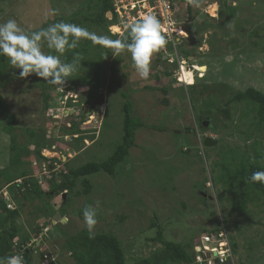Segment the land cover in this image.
Instances as JSON below:
<instances>
[{"label":"rangeland","instance_id":"obj_1","mask_svg":"<svg viewBox=\"0 0 264 264\" xmlns=\"http://www.w3.org/2000/svg\"><path fill=\"white\" fill-rule=\"evenodd\" d=\"M193 1L192 20L187 19L186 0L178 2L179 9L173 17L175 24L183 27L178 29L175 51L182 48L191 50L192 58L187 64L190 68L197 64L199 66L195 69L201 71L194 74L193 70L183 69L184 81L189 85L194 83L193 88L186 87L189 85L175 86V83L171 87L172 78L164 75L165 70L170 69L178 78L179 65L173 63L178 60L176 54L174 57L165 54V60L169 62L157 61L155 54L148 79H142L127 51L114 55L91 43L94 56L99 57L100 62L99 85L94 97L99 92L104 97L99 108L86 112L78 110L87 104L84 98L91 92L86 85L76 87L74 92L73 88L64 92L60 86L47 89L46 92H50L47 108L43 101L42 78L35 74L21 78L19 69L12 65L7 69L1 93L16 117L18 143L27 146L32 153L36 142L41 139L47 142L56 139L60 146L55 153L43 152L45 159L39 162L40 165L34 164L33 155L29 157L31 166L35 167L33 175L43 189H49L50 168L57 181H61L60 169L65 171L87 162H101L113 154L123 136L125 103H131L134 117L145 123V127L137 131L135 147L126 161L118 166L114 176L101 171L90 177L92 191L89 194L82 193L84 186L80 178L76 184L80 194L71 198L72 205L65 203L63 206L60 196L54 195L46 198L52 204L47 214L30 213L43 205L38 198L23 207L18 224L30 232H33L35 218L40 214L44 219L52 217L50 229L45 227L40 240L32 246L31 254L36 263L49 264L55 259L58 263L60 259L62 263L59 264H75L64 235L69 237L87 228L84 211L81 213L80 209L85 204L94 205L99 201L94 232H114L122 242L129 264L162 247L147 240L157 232V227H150L155 213L167 239L185 243L194 237L191 248L195 247L192 250L199 257L203 254L199 253L197 246L203 247L204 237L216 227L217 219L227 216L228 223L223 222L220 233H211V239L224 235L230 246L233 242L237 244L230 255L234 264H264V202L256 198L249 203L247 216L250 220L238 218L229 212L231 194L223 192L218 181L221 171L216 164L221 156L235 146L248 151L242 137L236 131L232 133V124L244 128L238 119L241 110H232V119H235L232 124L217 112L210 122L215 130L213 125L203 126V129L200 124L201 109L208 98L220 99V106H223L231 98L232 91H243L251 86L264 92V0ZM86 2L10 0L0 5V23L14 18L25 30L34 31L47 27L56 19L70 18L82 11ZM221 3L228 5L226 12H229V6L236 7L235 16L226 14L219 18ZM111 16L108 13V17ZM78 18L82 19L81 15ZM110 29L120 32L117 27ZM44 51L49 50L44 47ZM116 57L118 62L114 69L111 63ZM114 78L118 79L114 82ZM164 85L170 87L167 96L155 89ZM206 85L209 88L202 92ZM146 86L153 88L145 89ZM164 97L168 99L167 104L162 102ZM83 114L87 116L81 123V129L91 131L89 136L92 137L88 143L83 141L74 147L73 139L77 135L62 136L60 127L65 125L69 128L68 123L79 121L76 118ZM91 117H94L93 122ZM6 125V119L1 118L0 169L8 167L10 161L12 140L9 133L3 131ZM30 130L37 135L34 139L30 138ZM199 135H209L217 143L203 145L199 142ZM258 138L264 143V128ZM51 165L55 168L52 169ZM64 193L62 198L67 199L70 194ZM34 238L33 235L30 242ZM205 253L206 258H213L211 253ZM207 264L214 262L207 261Z\"/></svg>","mask_w":264,"mask_h":264},{"label":"trees","instance_id":"obj_2","mask_svg":"<svg viewBox=\"0 0 264 264\" xmlns=\"http://www.w3.org/2000/svg\"><path fill=\"white\" fill-rule=\"evenodd\" d=\"M7 1L10 0H0V5ZM174 1V9L176 13L179 9L178 2L183 0ZM213 3L219 2L216 0L213 1ZM193 5V0H186L188 20L193 19ZM227 6L223 3L220 4L219 18L224 17L226 14H228V16H235L237 8L229 6V12H226L225 7ZM108 13L113 14L112 19L108 17ZM80 15L82 19L78 18ZM60 20L84 25L96 34L100 32L97 35L108 36L112 40L123 39L126 35V31L120 36L118 34H112L110 30L112 25L118 24V15L116 13L114 0H87L82 11H78L77 14L75 13L67 19H56L54 23ZM164 35L168 41L166 46H164L166 51L162 48L156 53L157 61L169 62V60H165V54L172 55L173 57L174 54L178 56L180 54L179 58L189 60L192 56L191 50L182 48L179 52L175 51L174 44L169 40V37L166 34ZM91 43L90 40H83L77 49L68 50L61 57L66 61H71L73 57H75L79 61L78 70L68 78L69 80L66 82L65 86L61 88L64 89V92H68L73 88L74 92L76 87L86 85L91 90L87 95V98H84L87 101V104H93V101L96 98L104 97L100 92L96 94L98 95L97 97H94V91L98 89L99 85L100 62L98 61L99 57L95 58L94 56L96 54ZM97 45L104 50L106 49L110 54L114 53L112 48L103 47L99 44ZM117 62L118 57L112 59L111 65L113 68ZM173 63L176 66L178 65V61H174ZM10 65L11 64L8 63L6 57L0 56V119H6L7 125L3 128V131L9 133L12 140L10 145L9 166L0 169V191L5 186L8 187L7 191L10 193L11 202L15 205V208H8L5 199L0 197V257L22 254L25 264H38L34 261L31 254L32 246L37 244L42 230H44L46 226H49L52 222V217L44 219V215L40 214L41 216L39 218H35L33 232H30L18 224V220L22 216L23 207L33 199L38 198L43 201V205L37 206V210H32L30 213H36L37 211L47 214L46 211L51 209L52 204L46 200V198H52L54 195L60 196L59 199L63 206L65 203H67V205H72L71 198L74 195L80 194V192L76 190V184L80 178L84 186L82 193L89 194L92 191L90 177L101 171L114 176L118 166L126 161L131 150L135 147L137 131L141 127H145V123L141 122L137 117H134L133 106L131 103H125L123 107V136L113 154L101 162H87L79 167L69 168V170L65 171L61 170L59 172L61 181H57L54 173H51L49 189H43L40 182L33 175L35 167L31 166L29 157L30 155H33L34 161L41 163V160L45 159L41 153L43 148L52 149V146L57 144L56 147L59 149L60 146L56 139H52V141L50 140L48 142L41 139V141L36 142L35 149L32 153L27 146L18 143V135L15 133L17 124L16 117L9 110V105H7L1 93V88L4 84V77ZM173 73L174 72H171L170 69H166L164 72L165 76L172 78L171 87L174 83L175 86H184L185 84L180 83L179 81H174L177 80V78L174 77ZM156 77L158 79L160 78V76ZM116 79L118 78H114V82ZM41 81H43V101L45 102V107L48 108L50 92L47 93L46 91L47 89L51 90V88L57 89L58 86L50 84L44 80ZM190 86L193 88L195 85L192 84L186 87L188 88ZM151 88L153 87H145V89ZM205 88L207 89L209 86H204L202 92L206 90ZM155 89L160 90L164 96H167L170 92V87L167 85L155 87ZM162 102L167 104L168 99L164 97ZM220 104V99L208 98L203 103V108L201 109L203 116H201L200 119L205 118L212 121L214 115L217 112H220V114L224 115L226 122L232 124L231 122L235 121V119H232V117H234L232 110H241L238 119L243 122L244 128L237 125L233 126L232 124V133H235L236 131L238 135L242 137L243 143L248 151L243 150L239 146L229 148L218 160L219 163H217L216 166L221 171L218 181L223 188V192L226 191L231 194L232 200L230 201V214H233L238 218L243 217L245 220H250L247 216L249 203L253 202L256 198L261 199L264 202V183H253L248 179L253 172L264 170V143L258 138L264 128V92L250 86L243 91H232V96L225 105L220 106ZM84 114L82 117L80 116L76 118L79 119V121H72L70 128L64 127L65 125H63V127L61 126L60 135L67 136L80 133L90 134L91 131L81 129V123L85 121V116H87H84ZM210 125L213 124L211 123ZM201 128L204 129L202 124ZM212 128L215 130L214 125ZM29 133L31 139H34L35 136H37L34 131L30 130ZM88 137L90 138L92 136ZM73 138L74 137H72V139ZM85 138L87 137L81 136L80 138L73 139V146L81 145V142H83ZM53 161H57V159H53ZM64 191H67L68 195L70 194L67 199L62 198L61 196ZM221 196V199H223L222 192ZM204 199L206 200V198ZM86 206L87 204L83 205V208L80 209L81 213ZM228 221L229 218L227 216H224L222 220L217 219L218 223L216 227L207 235L212 236L211 233H220L223 222L228 223ZM152 226L157 227L156 235L154 237H148L147 240L159 243L162 247L156 249L150 256L138 259L133 264H200L196 259L197 255H195V251L193 252L192 250H195V247L191 248V246H193L192 241L195 239L194 237L192 238V241L187 240L185 243L167 239L164 230L159 223V216L156 213L152 216L150 221V227ZM33 235L35 238L30 242ZM64 236L68 239L66 246L75 264H129L121 240L112 231L97 232L93 238H89L87 228H85L75 235H69V237L66 235ZM236 247L237 244L235 242L231 243L232 253L236 250ZM55 262L56 261H53L49 264H59L62 263V260L58 259V263Z\"/></svg>","mask_w":264,"mask_h":264},{"label":"clouds","instance_id":"obj_3","mask_svg":"<svg viewBox=\"0 0 264 264\" xmlns=\"http://www.w3.org/2000/svg\"><path fill=\"white\" fill-rule=\"evenodd\" d=\"M112 26L118 27V24ZM124 28L126 30L125 37L123 39L112 40L108 36L97 35L85 26L65 20L51 23L47 27H42L38 30L27 31L18 24L16 19L10 18L4 23H0V56L6 57L8 63H10L14 69L20 70L19 75L21 78H27L32 74H35L50 84L64 87L66 82L69 80L68 78L78 70L79 61L75 57H73L71 61L63 60L61 57L66 51L77 49L82 40H90L93 44H99L103 47L112 48L114 50V55L127 51L131 56L133 66L139 76L142 79H148L153 56L162 48L164 49V46L168 43L165 35L163 34L162 23L157 16L149 13L143 15L135 21L125 23ZM112 34L114 33L112 32ZM115 34L120 36L123 35V33ZM44 47H46L49 51H44ZM191 58L192 57H190L189 60ZM181 60L188 61L186 59L178 58L179 72L177 79L180 83L189 85L186 81L179 79L181 73ZM186 66V69L193 70L194 74L195 71L201 72L195 69V67L199 66L197 64H194L192 68H190L188 64ZM97 99L101 98H96V100ZM96 100L93 101V104ZM101 100L103 102V99ZM89 105L92 104L82 105L80 106L81 108L78 107V110H82L85 106ZM91 119V122H93L94 117H91ZM206 122L207 127H209L211 124L210 122L212 121L205 118L201 119V123L204 127H206L204 125ZM68 124H70V128L72 121ZM81 136L87 137L89 134L80 133L75 137L80 138ZM207 136L204 135L202 139L199 135V142L202 144L204 138ZM89 139L90 138L87 137L83 141L88 143ZM56 145H53L52 149L43 148L41 152L42 156H44L43 152L46 151L53 153L57 152L58 148ZM34 164L40 165L38 161H34ZM53 168L55 167L53 166L52 169ZM44 169L47 171V168ZM60 171L61 169L59 172ZM51 173L53 172L50 168L48 175H51ZM248 179L253 183H264V170L253 172ZM7 188L8 187L5 186L0 191V197L5 199L8 208H15L14 203L11 202L10 193L7 191ZM63 195H65L64 192L61 196ZM99 205L100 202L96 201L94 205H87L84 208V223L87 227L89 238H93L95 235L94 229L97 224L96 217ZM61 218L63 219V217ZM49 227L50 225L47 227V230ZM203 244L209 248L205 249L204 246H197L199 253L203 254L200 255L202 260L199 259L200 257L198 254L196 256V259L200 264H207V261L214 262V264H225L227 262H232L234 264V262L230 259L232 249L229 240L225 238L224 235L212 239L211 242L204 241ZM220 244H223V246L220 247ZM213 246H216L217 250L212 252L211 248ZM202 248L204 249L202 250ZM201 250L202 252H200ZM219 250L225 251L226 253L224 255L226 258L224 262L220 259L221 254L219 253ZM205 252L211 253L213 258H206V256H204L206 254ZM215 252H217L216 256L214 255ZM45 256H47V254H45ZM54 261L57 262L56 259ZM0 264H25V261L22 255H10L7 257H0Z\"/></svg>","mask_w":264,"mask_h":264},{"label":"built area","instance_id":"obj_4","mask_svg":"<svg viewBox=\"0 0 264 264\" xmlns=\"http://www.w3.org/2000/svg\"><path fill=\"white\" fill-rule=\"evenodd\" d=\"M116 6V13L118 15V28L120 30V34L124 33L125 28L124 24L128 22L135 21L141 18L143 15L146 14H154L160 19L162 23L163 33L169 37V40L172 41L174 46H176V39L179 37L178 29L182 30L183 27L181 25L175 24L173 17L175 15L174 9V0H114ZM129 11V12H128ZM112 16L113 14L110 13ZM112 16L110 19H112ZM112 28V27H111ZM179 30V31H180ZM114 34L115 31L111 30ZM176 48V47H175ZM165 50V48H164ZM166 51V50H165ZM179 58V56L177 55ZM180 76L179 79L182 80L181 76L183 75V69L187 68V61L182 60L180 62ZM205 242H211V236L206 235L204 237ZM221 245V244H220ZM205 249L209 247L204 246ZM217 250L216 246L211 248V251ZM221 254V261L224 262L225 258V251L219 250ZM202 260V258H199Z\"/></svg>","mask_w":264,"mask_h":264},{"label":"water","instance_id":"obj_5","mask_svg":"<svg viewBox=\"0 0 264 264\" xmlns=\"http://www.w3.org/2000/svg\"><path fill=\"white\" fill-rule=\"evenodd\" d=\"M100 103H102V100H101V99H97V100L94 102V104L89 105V106H85L83 109H84L86 112H88V111H92V110H94V109L99 108ZM80 108H81V107H80ZM204 125L207 127V122L204 123ZM216 143H217V141L214 140V139H213L212 137H210V136L205 137V138H204V141H203V144L206 145V146H211V145L216 144ZM63 197H65V195H63ZM214 255L216 256V255H217V252H215ZM225 264H233V263H232V262H227V263H225Z\"/></svg>","mask_w":264,"mask_h":264},{"label":"bare ground","instance_id":"obj_6","mask_svg":"<svg viewBox=\"0 0 264 264\" xmlns=\"http://www.w3.org/2000/svg\"><path fill=\"white\" fill-rule=\"evenodd\" d=\"M118 28V27H117ZM119 29V28H118ZM120 31V30H119ZM179 31V30H178ZM182 80L184 81V76H182Z\"/></svg>","mask_w":264,"mask_h":264}]
</instances>
